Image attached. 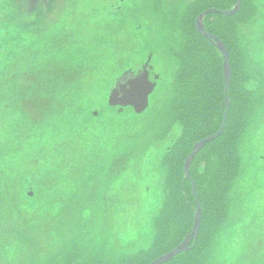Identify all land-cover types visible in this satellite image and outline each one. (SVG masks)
<instances>
[{
    "label": "rangeland",
    "instance_id": "374dc122",
    "mask_svg": "<svg viewBox=\"0 0 264 264\" xmlns=\"http://www.w3.org/2000/svg\"><path fill=\"white\" fill-rule=\"evenodd\" d=\"M186 1L169 0V16L177 19ZM146 2L0 0V264H77L84 248L119 256L153 245L166 196L163 157L182 126L165 139L156 127L177 63L169 53L173 19L163 24ZM256 3L259 16L242 36L252 67L264 74V0ZM104 58L110 67L103 61L83 89L89 118L52 140L34 133L29 124L50 122L45 100ZM150 58L160 79L149 108L111 107L117 82L107 89L108 81ZM263 105L240 144L230 217L208 264H264Z\"/></svg>",
    "mask_w": 264,
    "mask_h": 264
},
{
    "label": "trees",
    "instance_id": "16d2710c",
    "mask_svg": "<svg viewBox=\"0 0 264 264\" xmlns=\"http://www.w3.org/2000/svg\"><path fill=\"white\" fill-rule=\"evenodd\" d=\"M146 1L147 7L164 20L163 24L173 19L174 33L169 53L177 63L173 97L162 109L156 127L161 131V138L165 139L176 124L182 126V134L167 148L163 157L167 169L166 196L155 221V240L149 249L119 256H106L97 250L84 248L85 251L75 256L77 264H150L174 250L192 232L197 211L196 192L203 208L199 237L192 242L189 251L164 264H208L215 238L230 217V193L243 166L240 144L253 126L257 109L264 101V74L252 67L242 36V27L259 16V8L256 0H242L238 13L232 16L209 14L204 19L206 30L221 39L229 51L231 105L224 133L208 143L191 165L195 192L192 182L185 175L186 159L198 142L220 131L227 110L224 56L211 39L198 32L196 21L208 9L230 11L238 0L186 1L179 8L177 19L168 14L169 0ZM103 61H107L110 67L107 59H101L82 78H77L70 85L60 84L61 88L57 90L63 88V92L45 100L51 105L48 112L50 122L29 124L34 133L40 131L38 136L41 134L52 140L51 136L58 137L65 131V125L74 126L89 118V111L85 110L88 101L83 89L89 78L101 69ZM116 79L111 83L108 81L107 89L117 82ZM254 81L258 86L249 88ZM37 101L44 102L43 99ZM30 127L25 125L24 129L29 128L31 132ZM73 130L70 128V132ZM88 253L89 258L85 256Z\"/></svg>",
    "mask_w": 264,
    "mask_h": 264
},
{
    "label": "water",
    "instance_id": "95a60500",
    "mask_svg": "<svg viewBox=\"0 0 264 264\" xmlns=\"http://www.w3.org/2000/svg\"><path fill=\"white\" fill-rule=\"evenodd\" d=\"M242 0H238L237 5L230 11H224L216 8L208 9L201 13L197 17L196 26L199 33H201L203 36H205L208 39H211V41L216 45V47L220 50V52L223 54L225 62H224V69H225V93H226V105L227 110L225 112L224 116V123L222 125V128L220 131L210 137H207L200 142H198L195 146L191 154L187 157L185 162V175L186 178L189 179L192 182L194 191L196 192V184L194 179L191 176V165L195 159V157L206 147V145L210 142H213L217 140L219 137L222 136V134L225 131L226 128V122L228 117V112L231 105V100L229 98V91L232 81V68L230 64V55L229 51L225 45V43L219 39L218 37L212 35L209 33L204 24V19L209 14H220L224 16H232L239 12L241 9ZM150 58L147 62V65L144 67V70L140 72L137 76H132L133 74L131 72H127L123 78H120L117 81L116 87L113 89L110 97H109V105L111 107H120V110L123 111V109L132 107L134 111L138 114L144 113L150 106V97L154 93L156 86L158 84V81L160 79V76L157 73L149 72L147 70L148 65L151 62ZM129 81H136L138 82L141 87L137 91H132L131 89H128L126 85L129 83ZM98 115L97 113H95ZM196 198H197V211L195 215V223L192 229L191 234H189L185 240L182 242L181 245H179L174 250L170 251L167 254L162 255L157 260L150 264H164L167 262L172 261L176 256L183 252H187L191 248V244L194 240H196L199 237L200 229H201V222H202V215H203V208L200 202V198L198 193L196 192Z\"/></svg>",
    "mask_w": 264,
    "mask_h": 264
},
{
    "label": "flooded vegetation",
    "instance_id": "af4514ba",
    "mask_svg": "<svg viewBox=\"0 0 264 264\" xmlns=\"http://www.w3.org/2000/svg\"><path fill=\"white\" fill-rule=\"evenodd\" d=\"M148 62V61H147ZM147 62H144L140 67L138 68H130L129 70H126V72L124 73V75L127 73V72H131L133 75L132 76H137L140 72H142L144 70V67L147 65ZM147 70H149V72H154L155 73V70L154 68L152 67L151 65V62L150 64L148 65L147 67ZM128 108H131L133 109L132 107H128Z\"/></svg>",
    "mask_w": 264,
    "mask_h": 264
},
{
    "label": "snow or ice",
    "instance_id": "6c2138e0",
    "mask_svg": "<svg viewBox=\"0 0 264 264\" xmlns=\"http://www.w3.org/2000/svg\"><path fill=\"white\" fill-rule=\"evenodd\" d=\"M126 87L128 89H131L132 91H137L141 87V85L136 81H129Z\"/></svg>",
    "mask_w": 264,
    "mask_h": 264
}]
</instances>
